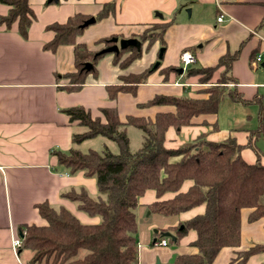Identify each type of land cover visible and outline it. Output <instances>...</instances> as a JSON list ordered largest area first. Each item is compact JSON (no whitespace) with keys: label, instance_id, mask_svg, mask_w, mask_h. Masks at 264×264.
Returning a JSON list of instances; mask_svg holds the SVG:
<instances>
[{"label":"crops","instance_id":"crops-1","mask_svg":"<svg viewBox=\"0 0 264 264\" xmlns=\"http://www.w3.org/2000/svg\"><path fill=\"white\" fill-rule=\"evenodd\" d=\"M111 1L28 0L35 19L25 39L20 36L17 23L10 28L0 26V264H27L30 253L22 249L14 252L12 241L20 239V226L46 224L37 210L40 204L63 206L84 224L99 221L61 197L64 192L79 188L92 197L97 195L94 178L82 172L68 174L51 153L69 150L72 134L84 131L77 122H70L65 113L68 108L80 106L92 118L102 120L104 108H114L122 122L127 116L153 119L158 113L174 112L173 107L144 106L154 96L203 99L207 98V88L228 79L222 86L240 94L247 103L234 102L225 95L215 114L195 117L190 126L179 131L170 127L165 146L176 148L202 134L210 142L233 138L244 147L240 156L247 164L259 161L264 166V68L251 65L254 55L264 48V0H114V14L85 27L75 43L98 50L102 47L96 45L100 39H138L152 24L167 23L163 45L159 41L149 46L146 42L141 44L140 57L124 69L115 63L114 53H107L97 61L95 74H88L80 89L66 90L64 76L74 71L73 46H60L55 51L45 49L54 35L46 26L64 23L74 14L94 18L102 5ZM8 10L9 6L0 3V16ZM220 15L223 19L217 22ZM161 48L164 52L159 66L136 86L134 94L118 93L115 99L108 98L107 88L120 84L121 76L152 68ZM183 52L195 58L190 68H210L226 56L234 58L228 70L219 67L208 83H201L198 76L187 75L188 68H182L179 56ZM129 54L124 53L121 59ZM167 68L175 71L163 73ZM190 184L185 182L181 191H186ZM172 197L173 194H165L160 200ZM155 201L154 191H146L139 199L136 221L137 217H144L146 206ZM203 212L201 205L180 214L177 220L164 221L160 227L146 224L140 237L137 225L138 264H173L169 263L173 254L176 257L195 253L189 246L196 238L194 231H189L177 246L163 247L154 242L168 239L155 236L152 230L170 228L168 232L174 235L178 223ZM248 213L249 210H242L240 215L238 250L242 251L264 244V218L250 223ZM155 218L158 223L162 217ZM234 252L231 248L221 249L212 264H229ZM246 264H264V252L251 256Z\"/></svg>","mask_w":264,"mask_h":264},{"label":"trees","instance_id":"trees-1","mask_svg":"<svg viewBox=\"0 0 264 264\" xmlns=\"http://www.w3.org/2000/svg\"><path fill=\"white\" fill-rule=\"evenodd\" d=\"M0 3L9 6L8 13L0 16V26L10 28L17 23L18 32L25 39L35 19L28 0H0ZM114 11L115 1L112 0L102 5L94 19L99 21ZM89 18L74 14L64 23H52L45 28L54 34L45 49L55 51L60 46H73L74 71L64 76L67 79L65 88L69 91L80 89L85 77L95 74L97 61L107 54H99L100 50L113 45L111 39L116 38L98 40L96 45L102 44L98 50L75 43L76 37L85 29L80 26ZM167 26V23L152 24L137 38L147 46L155 41L163 45ZM128 52L130 54L121 59ZM140 55L141 48L137 51L133 47L113 54L115 63L122 69ZM233 58L226 56L210 68L189 67L187 75L198 76L201 83H208L219 67L228 70ZM86 63L92 66L88 71L84 69ZM153 71L150 67L140 74L121 76L120 84L107 88L108 98L113 100L118 93L134 94L136 86L144 83ZM171 71L175 69L167 68L163 73ZM227 80L207 88L204 91L207 98L203 99L186 95L154 96L144 106L173 107L174 112L158 113L153 119L127 116L122 122L114 108L101 109L103 120L92 118L80 106L65 110L70 122H77L85 130L72 134L69 150L51 153L56 157L57 165L68 174L82 172L84 176L94 178L97 195L92 197L84 188H79L70 189L61 197L99 221L84 224L63 206L38 205L37 210L46 224L18 228L21 249L30 253L27 264H138L136 209L139 199L149 190L156 196V201L146 206L149 215L177 220L180 214L204 205L202 214L174 227V243L167 240L169 245L177 246L189 231L196 234L189 244L195 253L177 255L173 264H212L223 248L235 250L229 264H246L251 256L264 252V244L238 250L241 211L249 210L247 220L250 223L264 218V166L259 161L247 164L240 156L244 147L233 138L210 142L202 134L176 148L165 146V135L170 127L179 131L181 127L190 126L195 117L215 114L225 95L234 102L247 103L240 94L222 86ZM127 128L140 133V145L135 150L130 149ZM97 137L112 142L117 152H112L106 145L101 151L89 148L84 152L78 148L84 141ZM185 182L191 184L182 192ZM165 194H173V197L160 200ZM169 229L158 228L160 232Z\"/></svg>","mask_w":264,"mask_h":264},{"label":"rangeland","instance_id":"rangeland-1","mask_svg":"<svg viewBox=\"0 0 264 264\" xmlns=\"http://www.w3.org/2000/svg\"><path fill=\"white\" fill-rule=\"evenodd\" d=\"M83 129L85 130L84 127H83ZM127 135L129 138L130 149L131 150L137 149L140 145V140H141L140 133L133 128H127ZM105 144L108 146V148L112 152H114V153L117 152V148L112 142L107 141V140L100 138V137H97L96 139L84 141L78 148L84 152L87 151L89 148L94 149L96 151H101ZM147 215H148V212H146L144 217H142V218L137 217L138 236L139 237H140V232H142L143 229L146 228V224H155L156 226L158 225L157 227H160L159 225H161L164 221H171V219H168V218H161L160 220H157L158 221V223H157L154 220V219H156L155 216H148L147 217ZM154 230H157V229L153 228L152 231L154 232ZM155 235L160 236V234H155Z\"/></svg>","mask_w":264,"mask_h":264},{"label":"water","instance_id":"water-1","mask_svg":"<svg viewBox=\"0 0 264 264\" xmlns=\"http://www.w3.org/2000/svg\"><path fill=\"white\" fill-rule=\"evenodd\" d=\"M51 1L56 2L57 0H48V2H51ZM94 22H95V19L93 17L89 18L88 20L84 21L83 24L80 27L81 28H85V27L93 24ZM111 42L113 43V45L100 50L99 54L118 53L120 50H124V49H126L128 47H133L137 51H140V48H141V43L136 38L119 39V40L117 38H113V39H111ZM163 52H164V50L161 48L159 50V54H158V61L155 62V64L152 66V68H151L152 70H155L159 66V60L162 58ZM91 67L92 66H91L90 63H86L85 66H84V69L88 71V70L91 69ZM261 67L264 68V63L261 65ZM178 71H179V73H181L182 69H179ZM153 233L154 234H158V230H154ZM159 233H160V236L162 238H167L173 243L176 241V238L174 237V235H172L169 232H159ZM174 259H175V255L173 254L171 256V259H170L169 263H173ZM156 264H159V263L157 262Z\"/></svg>","mask_w":264,"mask_h":264},{"label":"built area","instance_id":"built-area-1","mask_svg":"<svg viewBox=\"0 0 264 264\" xmlns=\"http://www.w3.org/2000/svg\"><path fill=\"white\" fill-rule=\"evenodd\" d=\"M223 19V16L220 15L217 17L216 21L217 22H221ZM179 62L182 66L183 69L189 68L192 65L195 64V58L194 56L189 53V52H183L180 54L179 56ZM264 63V48H262L260 51H258L254 57L253 60L251 62V65L253 68H258L260 67L262 64ZM21 239H13L12 241V249L14 252H17L19 249H21ZM155 246H167L168 245V241L165 239H161L158 242H154Z\"/></svg>","mask_w":264,"mask_h":264}]
</instances>
